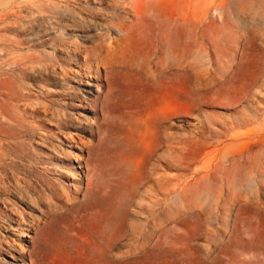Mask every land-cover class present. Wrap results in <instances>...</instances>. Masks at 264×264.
I'll return each instance as SVG.
<instances>
[{
  "label": "rangeland",
  "instance_id": "rangeland-1",
  "mask_svg": "<svg viewBox=\"0 0 264 264\" xmlns=\"http://www.w3.org/2000/svg\"><path fill=\"white\" fill-rule=\"evenodd\" d=\"M0 264H264V0H0Z\"/></svg>",
  "mask_w": 264,
  "mask_h": 264
},
{
  "label": "bare ground",
  "instance_id": "bare-ground-1",
  "mask_svg": "<svg viewBox=\"0 0 264 264\" xmlns=\"http://www.w3.org/2000/svg\"><path fill=\"white\" fill-rule=\"evenodd\" d=\"M50 38H51V37H50ZM75 48H76V49H79V47H78L77 45L75 46ZM81 101H83V100H81ZM43 196L45 197V195H43ZM44 197H42V198H44ZM15 224H16V223H15ZM17 224L20 225V224H22V223H21L20 221H17Z\"/></svg>",
  "mask_w": 264,
  "mask_h": 264
}]
</instances>
